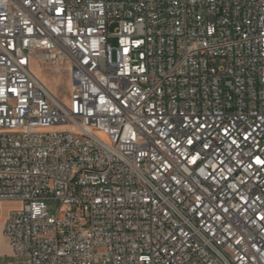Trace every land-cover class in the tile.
Masks as SVG:
<instances>
[{"label":"built area","instance_id":"1","mask_svg":"<svg viewBox=\"0 0 264 264\" xmlns=\"http://www.w3.org/2000/svg\"><path fill=\"white\" fill-rule=\"evenodd\" d=\"M7 202L26 264H264V0H0Z\"/></svg>","mask_w":264,"mask_h":264},{"label":"rangeland","instance_id":"2","mask_svg":"<svg viewBox=\"0 0 264 264\" xmlns=\"http://www.w3.org/2000/svg\"><path fill=\"white\" fill-rule=\"evenodd\" d=\"M117 24L110 26L109 31L111 34L115 33ZM112 46H116V39L111 40ZM33 73L36 77L42 81L48 89L58 98L66 103L71 100V80L68 73L64 70L58 72L56 68L48 63H42L39 60H34L32 64ZM48 213L55 215L59 208V202L50 200L46 202ZM23 208L22 202H7L1 206V216L10 214V212ZM27 257L24 256H12L9 258L0 259V264H26Z\"/></svg>","mask_w":264,"mask_h":264},{"label":"crops","instance_id":"3","mask_svg":"<svg viewBox=\"0 0 264 264\" xmlns=\"http://www.w3.org/2000/svg\"><path fill=\"white\" fill-rule=\"evenodd\" d=\"M7 218L8 214L5 216L0 215V259L15 256L13 248L4 234V226Z\"/></svg>","mask_w":264,"mask_h":264}]
</instances>
